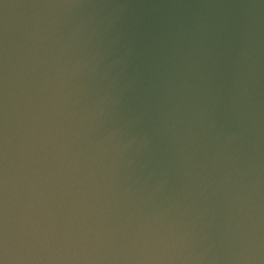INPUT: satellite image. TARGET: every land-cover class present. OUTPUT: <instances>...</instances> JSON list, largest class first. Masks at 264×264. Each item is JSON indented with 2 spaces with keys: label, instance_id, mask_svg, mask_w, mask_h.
Listing matches in <instances>:
<instances>
[{
  "label": "water",
  "instance_id": "obj_1",
  "mask_svg": "<svg viewBox=\"0 0 264 264\" xmlns=\"http://www.w3.org/2000/svg\"><path fill=\"white\" fill-rule=\"evenodd\" d=\"M0 264H264V0H0Z\"/></svg>",
  "mask_w": 264,
  "mask_h": 264
}]
</instances>
